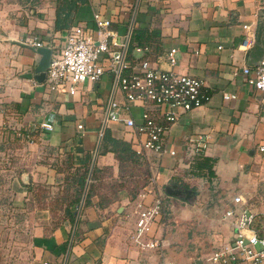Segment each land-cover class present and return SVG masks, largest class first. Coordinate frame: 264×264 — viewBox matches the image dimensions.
Listing matches in <instances>:
<instances>
[{"label": "crops", "instance_id": "0c3cea01", "mask_svg": "<svg viewBox=\"0 0 264 264\" xmlns=\"http://www.w3.org/2000/svg\"><path fill=\"white\" fill-rule=\"evenodd\" d=\"M93 11L111 18L118 39L129 26L153 28L157 38L151 63L203 78L209 97L201 106L180 114L164 132V144L175 151L173 154L148 149L140 153L155 178L154 184L147 186L145 201L151 202L158 194L163 196V213L152 227L163 245L142 250L130 238L137 214L135 204L125 186H115L124 180L127 155L106 149L110 144L103 149L104 128L137 152L143 139L123 119L102 123L112 73L106 70L99 80L79 84L76 94L50 90L35 78L39 54L31 44L13 40L37 36L45 46L51 43L54 50L59 49L68 28L54 29L53 3L30 8L11 26H6L0 16V49H5L2 54L11 55L5 89L10 95L5 99L17 101L27 121L40 127L44 122L52 124V129L42 127L41 140L54 147V154L69 152L73 167L91 154V163L101 170L90 201L81 208L72 228L67 221L54 223L49 209L32 212L34 255L29 264H197V259L207 264L201 254L196 255V249H191L198 242L192 231L196 228L190 223L194 222L192 215L202 218L199 214L212 213L236 193L258 198L264 192V151L258 148L264 144V97L247 83L241 65L248 64V53L238 46L244 23H251L257 31L264 18V0H88L78 6L72 24H90ZM170 47L176 48L174 65L164 55ZM224 91L236 97L224 99ZM115 96L121 98L118 92ZM141 112V103H134L131 114L139 120ZM198 134L206 135L203 154L214 158L210 177L189 171L195 160L189 138ZM28 142L32 146V141ZM46 162H34L30 170L33 180L60 182L63 174ZM31 174L24 171L12 180L14 205L24 204L25 183ZM171 183L192 188L190 198L168 194L165 186ZM102 196L109 199L100 202ZM218 196L221 203L215 202ZM182 214L185 220L180 219ZM210 219L213 229L221 230L212 233V248L213 239L225 240L231 230L219 218Z\"/></svg>", "mask_w": 264, "mask_h": 264}, {"label": "built area", "instance_id": "2783aa9c", "mask_svg": "<svg viewBox=\"0 0 264 264\" xmlns=\"http://www.w3.org/2000/svg\"><path fill=\"white\" fill-rule=\"evenodd\" d=\"M132 27L129 26L118 39L111 18L99 11H93L90 24L73 23L67 30L64 43L59 49H53L43 83L50 90L76 94L79 84L97 81L104 71H110L112 88L102 123L123 119L127 126L143 136L139 153L148 149L158 154L165 151L173 154L175 151L164 144V132L180 114L201 106L208 99L206 83L196 75L154 66L149 56H143L150 49L148 45L135 46V54L128 58ZM242 28L238 46L248 53L255 41L256 28L251 23H244ZM23 41L34 47L45 45L37 36ZM164 55L170 65L176 63L175 47L167 49ZM241 70L247 83L261 91L264 97V55L257 65L244 63ZM116 92L121 98L115 96ZM235 97L233 92H223L224 99ZM136 102L142 105L139 120L131 114V107ZM41 126L52 129L50 122ZM189 141L195 159L207 146L206 135L191 136ZM258 148L264 151V144ZM154 180V175L150 176L147 186L154 184ZM147 186L134 202L137 214L130 233L131 241L142 250L163 245V239L152 229L163 213V196L158 194L151 202H146ZM221 217L228 223L231 236L214 241L205 261L209 264H264V192L258 198L243 193L232 195Z\"/></svg>", "mask_w": 264, "mask_h": 264}, {"label": "rangeland", "instance_id": "374dc122", "mask_svg": "<svg viewBox=\"0 0 264 264\" xmlns=\"http://www.w3.org/2000/svg\"><path fill=\"white\" fill-rule=\"evenodd\" d=\"M49 2L50 0H0V16L5 20L6 26H11L13 21L18 22L30 8L44 7ZM3 50L5 49H0V106L4 102L14 101L5 99L10 95V93H6L5 89L8 79H10L6 74L10 67L9 58L11 55L2 54ZM26 122L27 119L24 116H18L12 113L11 110L6 113L0 111V264H29L34 255L32 235L35 224L32 220V212L38 208L50 209V207L55 206V202L58 200L57 204L59 205L61 196L71 192L69 189L63 188L66 173L60 171L63 174L60 182L49 181L47 178L35 179L34 181L38 182L36 186L37 194L29 195L27 187L24 204L14 205L12 201V180L15 177H20L24 171L31 174L30 170H32L34 162L43 165L47 163L46 161L55 162L57 156H59L53 153L54 147L42 143V131L32 141V146L29 145L26 138L14 132V128L25 126ZM41 145L43 146L40 149ZM37 171L40 172L41 170L37 169ZM30 177L33 180V173ZM31 186L34 185L31 184ZM218 198L221 197H216L215 202L221 203ZM224 207L225 205L218 207V210L215 208L209 214H199L202 218L192 215V221L194 222L190 223L196 228L192 231L198 237V242L191 249H196V255L201 254L204 259L211 248L210 238L215 231L210 223V218L216 217L227 223L221 217ZM171 217L174 218L173 213ZM206 217L207 219H204ZM185 218L184 214H182V217L180 216V219L185 220ZM216 231L220 232L221 230ZM212 242H214V239Z\"/></svg>", "mask_w": 264, "mask_h": 264}, {"label": "trees", "instance_id": "16d2710c", "mask_svg": "<svg viewBox=\"0 0 264 264\" xmlns=\"http://www.w3.org/2000/svg\"><path fill=\"white\" fill-rule=\"evenodd\" d=\"M53 3L55 9L54 17V29L69 28L72 25L75 11L81 3H85L88 0H50ZM156 33L153 28L148 26H133L132 33L128 45V58H131L134 54L133 49L137 45H148L149 51L143 54V56H149L150 59L155 55V42ZM11 110L12 113L21 115L19 112V103L17 101L4 102L0 106V111L6 113ZM42 131L37 123L33 121H27L25 126H19L17 129L14 128V132L27 139V141H33L36 136ZM37 138V137H36ZM103 149L108 147L118 154H126L127 166L125 168L124 180L119 181L115 184L117 188L126 187L130 194V199L135 202L138 193L147 186L150 176L153 175L152 169L148 164L146 158L140 153L130 148L128 142L114 138L109 134V131L104 128L102 134ZM55 162H51L58 171H65V179L63 188L69 189L71 192L66 195H62L60 198V204L58 201L55 202V206L50 207L52 221L54 223H60L62 221L70 222L71 228L73 227L76 220L79 218L81 208L88 204L90 196L97 186L95 181L99 177L101 171L99 167L91 163V154H86L84 161L81 165L73 167L72 155L69 152H65L61 156H57ZM214 158L206 156L202 153L196 155L195 160L190 168V172L194 174L212 176ZM28 187L29 195H36V186L38 182L29 178L26 183ZM33 184L34 186H31ZM58 198V199H59ZM108 197H101L100 202H106ZM113 197L111 198V200ZM59 211V212H58ZM59 213V214H58Z\"/></svg>", "mask_w": 264, "mask_h": 264}, {"label": "water", "instance_id": "95a60500", "mask_svg": "<svg viewBox=\"0 0 264 264\" xmlns=\"http://www.w3.org/2000/svg\"><path fill=\"white\" fill-rule=\"evenodd\" d=\"M16 43L19 44H25L26 42L23 40H13ZM36 52L39 54L38 60L34 66V73L35 78L38 82H43L46 76V70L49 66L53 47L51 44L45 46H32ZM264 55V18L259 22L257 31H256V37L255 41L253 43V46L250 48L248 52V58L247 62L251 66H255L259 63V60ZM165 191L168 194L171 195H179L184 196L185 198H190L193 190L190 187H182L176 183H171L165 186ZM197 264H201L202 260L197 259Z\"/></svg>", "mask_w": 264, "mask_h": 264}]
</instances>
